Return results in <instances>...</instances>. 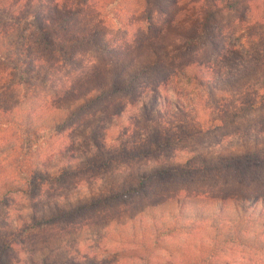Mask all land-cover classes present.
<instances>
[{
  "label": "trees",
  "instance_id": "1",
  "mask_svg": "<svg viewBox=\"0 0 264 264\" xmlns=\"http://www.w3.org/2000/svg\"><path fill=\"white\" fill-rule=\"evenodd\" d=\"M160 1L163 0H0V134L6 137L5 142H12L5 157L16 176V182L5 189L0 206L8 207L10 195L30 196L33 203L26 216L34 227L31 232L23 231L16 243L0 240V264H14L11 254L18 248L24 250L33 234L49 231L54 224L58 225L57 231H67L79 218L83 221L94 206L104 207L116 201L126 205V199L135 196L144 198L147 204L139 212L140 217L153 220L155 210L164 214L166 207L174 208L166 216L175 222L174 226L162 224L158 232L164 238L174 236L180 215L193 205L216 208L211 215L218 219L212 223H217V233L223 239L214 246L216 250L239 243L247 227L255 229L257 237H264V134L254 137L255 144L248 138L239 140L243 143L229 145L231 148L218 155L194 152L175 162L158 164L139 174L134 182L96 199H68L65 208L57 201L45 205L39 201L44 185L63 184L83 168L107 169L119 161L110 153L96 161L91 153L75 152L58 143L70 134L78 116L87 117L97 127L102 119L90 111L112 97L134 100L138 118L160 127L155 140L159 148H172L193 136H210L208 141L223 144L238 134H250L252 125L264 119V52L255 60L262 58L261 80L252 85L249 81L259 68L252 63L239 64V49L228 43L226 35L230 27L237 25L264 26V9L259 8V0H234L236 5L226 4L231 13L220 9L221 19L213 18V23H207V17H196L188 31L179 32V44L168 45L167 50L163 49L164 38L169 34L166 28L173 26L174 15L162 10L145 19L141 15L148 11L143 3L153 5L154 11L161 7ZM127 2L131 4L129 8ZM225 2L213 0V6L219 9ZM111 19L126 25L125 35L129 32L134 36L109 43L103 27L107 28ZM16 35L23 42L20 47L14 42ZM209 45L213 53L206 50ZM79 47H89L112 61L95 67L89 59L82 67L77 61L81 56V52L76 53ZM163 52L183 59L186 66L181 71L186 75L189 70L194 90L177 87L174 80L178 74L167 71ZM137 55L142 59L137 61ZM218 62H233L237 70L229 71ZM55 102L71 103L73 110L58 126L49 128L43 123L46 115L57 110L59 104ZM201 108L215 110L220 119L201 116ZM121 118L123 110L114 113V119ZM180 120L189 123L190 128L176 129L174 124ZM84 123L79 128H84ZM101 127L100 124L99 131L89 130L86 137L97 142ZM143 142L127 149L126 153L133 154L125 153L126 157L138 160L153 156ZM153 185L161 188L158 197ZM220 214L225 216L220 218ZM157 246L158 242L153 241L141 247L149 256ZM92 264L98 263L94 260Z\"/></svg>",
  "mask_w": 264,
  "mask_h": 264
},
{
  "label": "rangeland",
  "instance_id": "2",
  "mask_svg": "<svg viewBox=\"0 0 264 264\" xmlns=\"http://www.w3.org/2000/svg\"><path fill=\"white\" fill-rule=\"evenodd\" d=\"M163 1H160L161 7L154 11L153 5H144L143 3L142 5L148 11L145 14L141 13V15H143L142 19H145L146 16L157 14L159 10L174 15L173 26L166 28L169 34L164 38V50H167L166 46L168 45L179 44L176 43L178 42L179 32L182 30L188 31V27L192 25L191 21H194L196 17L200 15L207 17V23H213V18L214 21L221 19L219 18L221 15L220 9L225 13H231V8L226 7V4L234 3L230 5H236L233 2L234 0H227L223 3L224 7L216 9L213 6V0ZM262 1L259 0L261 10L264 9ZM128 5L131 4L127 2V8H129ZM228 17L225 16L226 19ZM121 20L124 22L123 18ZM125 24L127 23L125 22ZM107 25V28H103L106 29V39L109 43L124 41L127 36V40H130L134 36V34H129L128 31L125 35L126 25H119L114 19H111ZM237 26L230 27L229 31L226 32L228 43L239 49L238 52L241 54V59L238 60L239 64L249 65L252 63L259 68L257 75L249 81V83L255 85L257 81L261 80L262 76V58L259 62L255 60L264 52V26L251 24ZM14 42L16 45L19 43V47L23 44L21 39L17 38V35ZM212 47L209 45L206 50L213 53ZM80 52L81 56L77 61L82 67L87 66L89 59L95 67L103 66L109 60L112 61L109 56L94 52L89 47H81L76 50V53ZM162 56H164V66L167 71L170 73L176 71V74H178L176 80H174L177 87L185 88L188 91L194 90L188 77L189 70H187L186 75H183L184 73L181 71V68L183 69L186 66L182 61L183 59L175 55L165 56V52ZM205 58L206 56H204ZM135 59L138 61L142 57L137 55ZM218 65H224L229 71L230 69L234 72L237 70L233 62H225L221 65L219 63ZM75 80H78V75L75 76L74 83ZM58 104V107L55 106L57 110H51L52 112L46 115V122L42 121L49 128L58 126L59 121L66 118L73 108L71 103H66L68 105L65 102L61 104L54 103V105ZM132 104H135L134 100L128 97L115 96L108 99L104 104L100 102L91 109L90 114L97 115L99 119H102L101 123L99 122L102 127L97 142H92L86 136H88L89 130L98 129L99 125L95 127L96 124L89 121L85 116L77 117L70 134L58 143L74 148L75 152L91 153L96 161L107 156V153H110L113 158H119V161L107 169L96 166L92 167L93 169L81 168V172L69 177L63 184L44 185L42 187L44 193L39 199L40 203L44 202L45 205L47 202L57 201L65 208V201L68 199H96L102 194L110 191L116 192L125 184L134 182L139 174L151 170L158 164L172 163L194 152H200L206 156L218 155L225 153V149L231 148L229 145L243 143L238 142L239 140L244 141L248 138V142L255 144L256 138L254 137L264 134V119H260L252 125L253 132L246 136L238 134L229 138L223 144L208 141L207 139L210 136H201V138L193 136L186 142L177 144L172 148L161 147V149L155 141L160 127L152 122L145 121L144 118H138L136 107ZM102 106L103 108H101ZM114 108H116V111H114ZM120 110H123V118L117 121V119H114V113ZM210 111L201 108V116H210L214 120L220 119V115L216 114L215 110ZM82 123L85 127L79 128ZM185 124L182 120L176 121L174 127L177 129L179 126L178 130L184 131L182 127H185V130L190 128L189 123L185 122ZM5 140L6 137L0 134V199L5 194V189L16 182L11 162L5 157L6 149L12 142H5ZM142 141H145L143 147L145 145L149 147L153 156L138 160H130L129 157H126V154H133L126 153V150ZM125 160H128V162ZM153 187L155 188L152 189L154 195L158 197L161 188L154 185ZM8 199V207L0 206V240L16 243L17 240L23 237V231L31 232L34 229L33 224L27 220L26 216L30 204L33 203V198L14 194L10 195ZM143 205H147L144 198L135 196L130 199L127 198L126 205L123 202L116 201L104 207L94 206L93 209L88 211L89 214L84 217L83 221L79 218L80 221L67 231H57L58 225L54 224L49 231L44 233L40 231L33 234L24 250L18 248L11 254L13 263L92 264L95 260L98 264H264V237H257V234L254 233L255 229L252 228L248 229L247 227L244 229L246 232L241 234L239 243L228 244L225 249H215L223 239L217 233V223H212L218 219L214 220L211 215L215 212L216 208L214 206L193 205L188 208L180 215V221L175 225L177 229L174 236L164 238L158 235V232L163 227L162 224L174 226L175 222L173 223L166 217L169 212L174 211V208L172 206L166 207L164 214H160L155 210L154 216L151 217L153 220H150L138 215ZM198 216H201V218ZM223 216L225 214L220 218ZM226 216L228 219H230L229 216L234 219L232 215ZM200 219H204V221H200ZM227 233L229 232L227 231ZM227 233L224 232L225 235ZM153 241L158 242L157 248L153 251L150 250L151 255H144L141 246L144 243Z\"/></svg>",
  "mask_w": 264,
  "mask_h": 264
}]
</instances>
